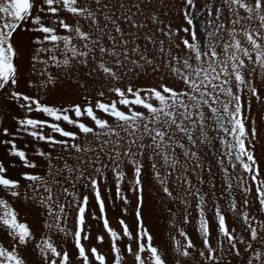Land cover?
I'll use <instances>...</instances> for the list:
<instances>
[{
    "label": "snow or ice",
    "instance_id": "obj_1",
    "mask_svg": "<svg viewBox=\"0 0 264 264\" xmlns=\"http://www.w3.org/2000/svg\"><path fill=\"white\" fill-rule=\"evenodd\" d=\"M253 100L264 0H0V264H264ZM148 186L167 244L145 222ZM90 217L106 251L86 243Z\"/></svg>",
    "mask_w": 264,
    "mask_h": 264
},
{
    "label": "rangeland",
    "instance_id": "obj_2",
    "mask_svg": "<svg viewBox=\"0 0 264 264\" xmlns=\"http://www.w3.org/2000/svg\"><path fill=\"white\" fill-rule=\"evenodd\" d=\"M53 99H58L57 97H53ZM252 114L257 117L258 125L260 126V139L257 141L256 145V151L258 158L261 160V165L264 167V105H261L260 103L253 100L252 105ZM0 121H3L7 124H11L12 121L10 119H7L2 113H0ZM67 126V125H66ZM31 140L30 137H27L23 140H20L19 142L21 145L29 143ZM42 143V142H41ZM35 147L34 143H29V149ZM6 145L0 144V157L4 156L6 154ZM214 173L216 172V169L214 167L213 169ZM219 185V180H218ZM105 189V197H106V204H107V214L110 219L111 226L117 228V230H120V225L118 223V218L122 215L121 208L122 203L119 199H116L115 197V185L114 182L111 179L110 174V180L107 185H103ZM108 188H111V193L107 191ZM125 192L131 197L132 192L130 189V186L125 183L124 185ZM145 197H146V213H145V222L147 226L150 228L154 235V242L158 245L167 244L170 242V233L174 234V229L172 226L168 223V218L166 216V210L162 211L160 204H159V197H157L154 194L153 189L148 186L145 189ZM134 199V197H133ZM113 200H115V203H113ZM92 206L95 208L97 213L99 212L98 206L95 205V202L93 200ZM130 211L128 213H123V216L125 220L129 223V225H133V213L131 212V205H129ZM193 217L196 216V212L194 209L191 210ZM209 215H211V212H209ZM29 220L33 223L35 226L36 222L34 218L29 217ZM229 224L232 223V217H228ZM89 223L92 225V238L89 241H86L88 244L95 243L97 244V247L100 248L101 251H106L109 247L108 237L107 233L103 228L102 221H99L97 219L89 218ZM186 229L189 231L190 234L193 235L194 239H196V242L199 244L198 235L194 231V227L192 225H187ZM239 231V228H237ZM101 233L105 235V241L103 243L97 242L95 240L96 234ZM213 239H215V233L213 234ZM71 249V245H69ZM243 247V246H241ZM131 258H129V264H130Z\"/></svg>",
    "mask_w": 264,
    "mask_h": 264
}]
</instances>
